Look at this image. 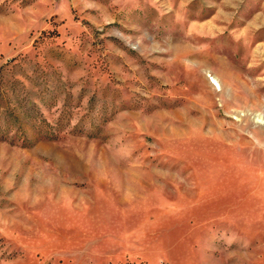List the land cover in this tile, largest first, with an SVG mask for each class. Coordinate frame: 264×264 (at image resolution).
Returning <instances> with one entry per match:
<instances>
[{"label":"rangeland","instance_id":"rangeland-1","mask_svg":"<svg viewBox=\"0 0 264 264\" xmlns=\"http://www.w3.org/2000/svg\"><path fill=\"white\" fill-rule=\"evenodd\" d=\"M0 264H264V0H0Z\"/></svg>","mask_w":264,"mask_h":264}]
</instances>
